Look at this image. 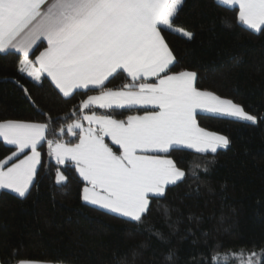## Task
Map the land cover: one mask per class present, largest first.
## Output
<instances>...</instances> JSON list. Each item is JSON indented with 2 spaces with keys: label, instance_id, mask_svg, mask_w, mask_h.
Here are the masks:
<instances>
[{
  "label": "snow or ice",
  "instance_id": "1",
  "mask_svg": "<svg viewBox=\"0 0 264 264\" xmlns=\"http://www.w3.org/2000/svg\"><path fill=\"white\" fill-rule=\"evenodd\" d=\"M219 3L237 11L239 24L264 32V0ZM185 5L186 0H0V53H18L20 73L36 81L50 78L66 98L80 95L78 90L99 92L85 93L86 99L71 113L76 118L59 133L50 128V116L44 122L0 120V138L15 146L0 160V193L19 198L30 194L41 164L38 149L47 145L57 164H74L85 182V202L141 224L153 199L166 197L171 186L186 180L187 170L172 152L215 154L229 147L228 137L200 126L199 115L258 123L242 105L197 87V72L177 70L180 61L165 33L194 39L192 31L177 23ZM123 73L131 82L121 90L106 86ZM96 107L144 111L119 119L97 115ZM50 134H71L76 141L49 139ZM66 180L57 173L58 183ZM165 259L170 261L172 254ZM0 264L62 262L14 252L5 254ZM242 264H264V249L251 252Z\"/></svg>",
  "mask_w": 264,
  "mask_h": 264
},
{
  "label": "trees",
  "instance_id": "2",
  "mask_svg": "<svg viewBox=\"0 0 264 264\" xmlns=\"http://www.w3.org/2000/svg\"><path fill=\"white\" fill-rule=\"evenodd\" d=\"M236 17V10L218 0H186L177 23L194 39L165 36L180 61L177 70L197 72V87L242 105L258 123L199 115L200 126L227 136L229 147L215 154L172 152L187 170L186 180L153 199L141 224L85 202V182L74 164H57L45 145L30 194L0 193V259L18 252L62 264H229L219 259L264 249V32L248 29ZM18 56L0 53V120L44 122L50 116V128L59 133L76 118L71 113L86 94L99 93L78 90L74 98L63 97L49 78L36 81L20 73ZM110 81L111 89L131 82L126 73ZM95 111L125 119L144 110ZM54 138L76 141L71 134L49 135ZM13 151L0 139V160ZM60 171L67 180L58 183Z\"/></svg>",
  "mask_w": 264,
  "mask_h": 264
},
{
  "label": "rangeland",
  "instance_id": "3",
  "mask_svg": "<svg viewBox=\"0 0 264 264\" xmlns=\"http://www.w3.org/2000/svg\"><path fill=\"white\" fill-rule=\"evenodd\" d=\"M189 71H191V70H189ZM122 88H118V89H112V90H114V91H118V90H121ZM99 93H96L95 95H98ZM92 95H94V94H92ZM223 98V97H222ZM234 102V101H233ZM234 103H236V102H234ZM246 111V110H245ZM253 115V114H252ZM207 131H210V132H214V131H211V130H209V129H206ZM215 133H217V132H215ZM219 135H222V134H220V133H218ZM223 136H225V135H223ZM227 137V136H226ZM229 139V138H228ZM222 149V148H221ZM219 150V149H218ZM61 172V171H60ZM61 173H63V172H61ZM94 206H96V205H94ZM98 207V206H97ZM251 252H253V251H239V252H235L234 254H232V257H221L220 259H219V261H223V262H226V263H229V264H242V261H246L248 258H249V256H250V254H251ZM255 252H257V253H259L260 251H255ZM255 259V258H254Z\"/></svg>",
  "mask_w": 264,
  "mask_h": 264
},
{
  "label": "crops",
  "instance_id": "4",
  "mask_svg": "<svg viewBox=\"0 0 264 264\" xmlns=\"http://www.w3.org/2000/svg\"><path fill=\"white\" fill-rule=\"evenodd\" d=\"M219 1V0H218ZM44 77H42V79H43ZM41 79V80H42ZM50 79V78H49ZM95 95V94H94ZM143 114V113H142ZM97 115H103V114H97ZM133 115H138V114H133ZM85 123V126H87V122L85 121L84 122ZM1 140H3L2 138H0ZM4 143H6L5 141H3ZM105 142H107V143H110V138H105ZM7 144V143H6ZM11 146H13V145H11ZM13 147H15V146H13ZM118 147V146H117ZM39 150V149H38ZM21 159L23 158L22 156L20 157ZM53 158H54V160H55V157L53 156ZM6 159V158H5ZM56 161V160H55ZM38 168H39V166H38ZM38 168H37V170H38ZM78 172V171H77ZM37 173V172H36ZM79 173V172H78ZM36 177V176H35ZM35 177H34V179H33V182H34V180H35ZM82 178V177H81Z\"/></svg>",
  "mask_w": 264,
  "mask_h": 264
}]
</instances>
